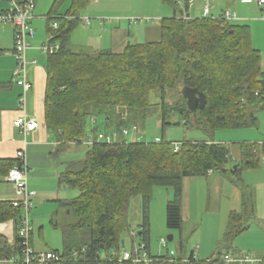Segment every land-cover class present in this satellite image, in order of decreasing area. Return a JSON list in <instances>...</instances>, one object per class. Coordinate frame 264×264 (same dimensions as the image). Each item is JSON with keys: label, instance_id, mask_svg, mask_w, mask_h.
Here are the masks:
<instances>
[{"label": "trees", "instance_id": "trees-1", "mask_svg": "<svg viewBox=\"0 0 264 264\" xmlns=\"http://www.w3.org/2000/svg\"><path fill=\"white\" fill-rule=\"evenodd\" d=\"M92 1L55 0L47 16L50 42L58 43L60 50L49 56L45 117L58 142L81 145L79 139L91 133V122L100 118L106 128L120 133L145 120L158 105L163 129L172 125L169 117L173 113L180 116L176 124L190 125L212 137L218 130L257 126V114L264 111V66L248 25L231 23L224 15L191 18L187 8L186 13H178V0H162L175 13L161 19L157 41L129 44L117 53L73 52L70 37ZM185 4L188 6V0ZM178 84L203 93L204 108L190 111L185 98L182 103L169 105L168 91ZM152 92L159 96L160 104H151ZM177 145L178 150L175 142L162 137L157 142L118 140L89 147L82 167L66 171L61 178L62 184L80 192L65 204L76 221L63 227L61 264H146L125 261L121 252L123 234L129 228L127 210L138 196L144 201L139 235L143 239L140 244L146 246L147 264H228L221 253L206 260L193 254L185 259L171 256L169 251L167 256H153L149 246L150 203L155 188L173 189L166 209L167 227L182 230L184 181L210 172L226 175L231 170L239 177L244 170L260 166L264 144L240 145V157H233L226 145L212 139L186 140ZM15 166L11 160H0V175H7ZM247 197L244 192L242 212L230 215L225 242L231 243L249 229L255 199L253 194ZM22 218L21 209L0 203V222L15 219L21 225ZM22 252L18 235L13 246L0 236V260L22 256Z\"/></svg>", "mask_w": 264, "mask_h": 264}, {"label": "crops", "instance_id": "crops-1", "mask_svg": "<svg viewBox=\"0 0 264 264\" xmlns=\"http://www.w3.org/2000/svg\"><path fill=\"white\" fill-rule=\"evenodd\" d=\"M137 1L139 0H95L87 10L92 16V18H89L91 22L88 23L87 19L82 20L86 26L85 28H87L85 36L88 40V48H91L92 42H95L92 47L93 51L111 50L121 52L127 45L132 44L131 39L136 37L135 35L138 32L131 36L132 26L130 25L132 22L129 21L130 19L127 18V15H130V13L135 15ZM185 1L178 0V13H186L187 8L189 17L201 18L204 17L205 8L209 6V16L219 17L230 13L236 16L235 20H231V23L248 25L250 28L251 24L261 26L263 31L262 40L264 39V5L260 4V0L257 1V7L248 6L252 4L251 0H242L241 3H236L232 6H229L227 1L222 2L221 0H188V6ZM51 2L52 0H37L36 10L38 8L40 15L46 17L45 31L48 41L38 42V44L33 43L32 40L37 37L36 35L30 40L31 47L27 51V79L32 84L31 90L24 94L23 87L13 81L14 71L17 66L15 58L9 57V62L5 65L0 63V160H11L17 165L19 163L17 153L19 151L25 153L24 160L29 169L28 186L31 191L36 193L34 209L31 212V223L33 226L31 245L38 252L54 251L62 254L63 251L59 249H64L63 227L70 224L68 222L70 212L65 204L75 198H73L74 194L71 192L74 188L62 184L61 178L66 171L79 170L82 167L88 150H80L79 146L81 145L58 142L46 123L45 93L48 82L49 55L44 54L41 47L45 43L50 42L47 16L54 4L51 6ZM144 3L142 2L141 7H144ZM67 5L68 3L61 10L62 13L67 8ZM10 6V0H0V12L8 10ZM261 11L263 19L259 17ZM155 13L144 12L139 17L155 18L158 22L154 28L156 27L155 29H157L161 19L174 16L175 11L171 13L167 7L160 4V12L155 11ZM35 15L37 16L36 12ZM37 17L39 18L40 16ZM34 20L32 25L35 23ZM154 28L152 27V29ZM143 32L141 31L140 33L142 34ZM259 45L260 49L255 47L262 54L264 66V43L259 42ZM23 96L26 98L25 108L21 106V98ZM20 117L37 120L40 124L39 128L24 136L15 124ZM95 128L98 129L93 132L94 134L101 132L99 119L96 122H91V133ZM121 140L126 139L121 137ZM80 152H82V156H79ZM7 175H0V203H12L19 199L15 187L7 181ZM215 175L216 173L212 172L208 174L210 178H213L211 181L214 184H221L222 181L219 179L221 177ZM189 180L191 179H186L188 187L189 182H192ZM258 187L256 202L258 203L261 218L257 217V219L259 222L261 221L264 229V183ZM19 228L20 225L15 219L0 222V236L4 237L13 246L17 241ZM255 253L259 254L262 252ZM234 255L238 256L240 254L235 253ZM258 258L263 259L264 253ZM22 259L23 255L17 254L10 259L0 260V264H22Z\"/></svg>", "mask_w": 264, "mask_h": 264}, {"label": "rangeland", "instance_id": "rangeland-1", "mask_svg": "<svg viewBox=\"0 0 264 264\" xmlns=\"http://www.w3.org/2000/svg\"><path fill=\"white\" fill-rule=\"evenodd\" d=\"M55 0H52L51 6ZM95 0L81 13V19L92 18L91 14L88 13V9L94 3ZM222 2L227 1L229 6L236 3H241L242 0H221ZM258 0H251L252 4L248 6L257 7ZM142 2L144 7H141ZM254 3V4H253ZM160 4L167 7L174 12L173 7L160 2V0H139L137 1V9L135 15L130 13L127 15L132 26V35L136 32V37L131 39L132 44H140L148 41H157L160 38L157 25V20L153 17H139L144 12H151L156 14L155 11L160 12ZM233 10V9H232ZM37 19L34 20L33 28L36 32V38L32 40L33 43L47 42L48 36L46 34V17L40 15V11H35ZM233 12V11H231ZM260 18L263 19L262 11L260 12ZM89 15V17H87ZM91 16V17H90ZM169 16V15H168ZM264 20V19H263ZM81 21L79 26L73 32L69 40V49L73 52H92V48L95 42H92L91 48H88V40L85 36V24ZM113 22V21H112ZM264 22V21H263ZM113 26V25H112ZM253 33V44L258 49L259 42L264 43L262 40V27L257 24H251ZM151 27V28H150ZM152 27L155 29H152ZM259 27V28H258ZM141 31H144L142 34ZM15 32L12 24L3 23L0 24V63L7 64L9 59L12 58L15 61L16 54L15 49ZM41 36V37H40ZM40 44V43H39ZM262 50V49H261ZM116 52V51H113ZM117 53V52H116ZM264 53V52H263ZM10 57V58H9ZM182 84L172 90L168 91L166 102L169 105H175L176 103L184 102V96ZM161 100L157 96L156 92L151 93V104H160ZM258 123L256 127L244 128V129H230V130H218L212 137L208 133L193 128L188 125L176 124L180 121V116L173 113L169 117V121L172 123L170 126H166L165 129L162 127V111L161 108L156 106V110H151L145 120H140L135 125L137 126L136 133L131 132L129 135L124 136L120 132L117 136V140H121V137H125L128 143L131 142H157L162 137L166 141L183 142L186 140H214L216 143H223L226 145L233 157H240L241 150L240 145L243 144H264V111H259L257 114ZM103 119H99V129L101 132L110 133L113 127L106 128ZM103 124V125H102ZM118 132V131H117ZM80 150L89 149L87 146H79ZM82 156V152L79 156ZM85 155V151H84ZM260 166L256 169L244 170L240 176H235L233 170L228 174L223 175L216 173L215 176L221 177L222 183L214 184L208 175L205 177L188 178L189 187L184 181V192H183V228L182 230H170L167 227L166 221V209L167 204L173 199V189L165 187H157L154 190L153 198L150 203L148 215H149V229H150V253L153 256H167L168 251H174L175 255L182 258H188L192 254L199 260H206L210 258H216L219 253L226 255L238 253L241 255L248 254L252 258H258L264 253V229L261 221L257 219L260 217V211L256 197L258 196V186L264 183V155L260 160ZM233 166V164H232ZM231 167V165L229 166ZM235 168V166H234ZM71 192L74 194L73 198H77L80 194L78 189H73ZM247 193V198H251V194L255 199V216L248 222L249 230L240 234L231 243L225 242L224 237L229 228V218L233 211L242 212V194ZM257 204V208H256ZM128 225L129 228L123 234V240L125 242L124 249H121L122 254L125 252H134L142 242V226L144 223L145 210L144 201L141 196L135 197L131 200L129 208L127 210ZM263 217H264V206H263ZM76 221L71 215L68 218V222ZM132 232L134 236H132ZM174 236L172 242L168 241L169 236ZM166 240L168 246L164 247L162 241ZM63 251V248L59 249ZM233 252V253H232ZM235 252V253H234ZM262 252V253H255ZM145 251H142V254ZM238 255V256H240Z\"/></svg>", "mask_w": 264, "mask_h": 264}, {"label": "built area", "instance_id": "built-area-1", "mask_svg": "<svg viewBox=\"0 0 264 264\" xmlns=\"http://www.w3.org/2000/svg\"><path fill=\"white\" fill-rule=\"evenodd\" d=\"M10 3V9L0 13V24L9 23L16 29L14 52L17 58V66L14 71L13 81L22 86L24 94H26L32 88V84L27 79V51L31 47L30 40L35 37V29L33 28L32 22L36 18L35 11L37 0H23L22 4H18L15 0H10ZM260 4L264 5V0H260ZM209 14L210 7L207 6L205 8L204 16H209ZM224 16L228 21L236 19V16L230 13H226ZM87 22L90 23V19H87ZM53 28L57 29L58 24L54 23ZM41 50L44 54L51 56L60 50V45L58 43L48 42L41 47ZM21 106L22 108H25L26 106V98L24 96L21 98ZM15 124L24 136L35 131L40 126L37 120L28 119L27 117L18 118ZM136 131L137 126L133 125L129 128L123 129L121 133L122 135L127 136L131 132L136 133ZM119 134L120 133L115 130L110 133H89L85 138H80L79 143L87 147H91L97 142L114 143L118 141L117 136H119ZM74 144H76V142ZM176 149H179L177 144ZM24 157L25 153L23 151H19L17 153L19 163L12 168L7 175V181L15 187L17 195L19 196V199L12 202V206L16 209H21L23 214L18 232V236L23 245V259L21 262L22 264H61L63 262V258L60 253L54 251L38 252L31 245L33 232L31 212L34 209V199L36 193L29 189V169L25 163ZM132 236H134L133 232ZM162 245L167 247V241L163 240ZM143 250L145 253L142 254ZM230 253L224 255V260L228 264H264V258H252L248 254L235 256ZM170 255L174 256L175 252L170 251ZM122 258L125 261L132 260L136 263H149L146 246L142 244H139L137 250H134V252H125Z\"/></svg>", "mask_w": 264, "mask_h": 264}, {"label": "water", "instance_id": "water-1", "mask_svg": "<svg viewBox=\"0 0 264 264\" xmlns=\"http://www.w3.org/2000/svg\"><path fill=\"white\" fill-rule=\"evenodd\" d=\"M182 94L184 98L187 100V105L189 110L194 112L198 108L203 109L206 104V96L201 93L198 89H193L190 87H184ZM236 169V167H235ZM225 172V171H224ZM174 240V236H169L168 241L172 242ZM124 241H123V249H124Z\"/></svg>", "mask_w": 264, "mask_h": 264}]
</instances>
